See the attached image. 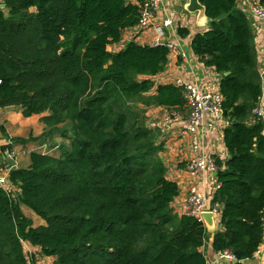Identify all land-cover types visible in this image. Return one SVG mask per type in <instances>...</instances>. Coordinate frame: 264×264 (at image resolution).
<instances>
[{"label":"trees","instance_id":"16d2710c","mask_svg":"<svg viewBox=\"0 0 264 264\" xmlns=\"http://www.w3.org/2000/svg\"><path fill=\"white\" fill-rule=\"evenodd\" d=\"M201 2L210 24L192 49L222 76L229 153L215 157L219 186L210 209H218L222 229L212 245L243 264L263 241L264 119L255 114L262 78L253 29L237 0ZM139 20L140 6L129 0L0 4V107L20 106L25 117L46 113L37 137H10L1 125L9 141L1 150L44 145L61 129L69 140L59 155L31 151L28 167L11 168L16 190L0 186V264L43 257L53 264H208L202 248L209 231L175 211L180 187L168 177L161 131L148 122L154 106L188 115L184 88L151 78L167 68L170 49L135 40L109 49ZM22 205L46 224L35 226ZM25 244L38 249L29 253Z\"/></svg>","mask_w":264,"mask_h":264},{"label":"crops","instance_id":"0c3cea01","mask_svg":"<svg viewBox=\"0 0 264 264\" xmlns=\"http://www.w3.org/2000/svg\"><path fill=\"white\" fill-rule=\"evenodd\" d=\"M3 0H0V4ZM137 4L138 0H129ZM256 0H237V7L244 11L252 26L254 33V46L257 53L258 69L262 78V95L260 105L264 110V21L253 14L252 8ZM260 1V0H258ZM189 0H161L159 7L156 10L153 23L148 29L138 30V27L127 29L124 32L121 42L109 46L111 51H119L124 48L130 40H135L140 44L152 45L157 39L158 34L156 26H162L164 42H170L176 46L174 51L169 54L167 68L162 73L151 77L157 84L175 82L176 79H184L187 81L197 82L205 89L220 91V76L214 67L206 66L200 58L193 52L192 40L198 33H203L209 28L210 20L208 17H200L199 12H189L186 5ZM166 20L171 23L166 25ZM187 28L189 34L182 36L179 33V28ZM147 76H141V78ZM151 93H155L153 90ZM46 115L39 114L30 117H25L22 114L20 106L0 107V126L3 125L6 133L10 137L40 136L45 129V125L41 121V117ZM148 122L151 127H157L161 131L160 140L165 142L166 149L163 152V157L169 168L168 177L178 182L180 194L173 202V207L179 214L187 212L189 192L192 187L202 192L207 208H210L211 199L218 188L216 175H192L189 172L190 159L193 156L191 147L190 135L184 132L185 117L175 111H169L165 107H150L147 112ZM227 121L224 118L213 129L203 132L204 153L210 157H218L221 160L229 158V153L224 140V128ZM57 133V132H56ZM54 134L53 139L56 140L57 134ZM50 140V138H47ZM9 141L3 137L0 131V168L1 171L7 167H28L30 165V153H27L29 147L34 145L42 146L40 142H31L26 145L16 144L13 146L17 151L16 160L10 159L5 151L1 150L3 145ZM57 143V142H56ZM65 143H57L54 147H59ZM45 145V144H44ZM43 145V146H44ZM68 146V143L65 144ZM53 149V148H52ZM55 150V149H54ZM33 151V150H31ZM16 190V187L13 186ZM24 213L31 217L34 225H45L46 222L41 217H36L30 208L22 205ZM36 214V215H35ZM221 215L218 212L215 214L216 225L220 224ZM215 232L209 231V239L203 246L202 250L206 254L210 264H231L225 259L220 258L218 253L213 249L212 241ZM31 250L38 249L28 245ZM27 248V249H28ZM259 252V253H258ZM253 258L244 260L243 264H264V245L261 246ZM54 258L43 257L37 264L49 262L53 263Z\"/></svg>","mask_w":264,"mask_h":264},{"label":"built area","instance_id":"2783aa9c","mask_svg":"<svg viewBox=\"0 0 264 264\" xmlns=\"http://www.w3.org/2000/svg\"><path fill=\"white\" fill-rule=\"evenodd\" d=\"M138 1V5L140 6V20L137 27L138 30H145L148 29L153 23L156 10L160 5L161 0ZM252 11L256 17L264 21V6L261 5L260 1L256 0L254 2ZM170 23V20H166V25ZM155 29L157 31L158 37L152 45L164 44L170 49V52L174 51L176 49V46L174 44L161 40L163 36L162 26H156ZM174 83L184 88V94L187 101L188 115L185 117L184 132L187 133V135H190L191 147L193 151V156L190 159L189 163V172L192 175L200 174L202 176L213 173L215 174V172H217L215 157L207 156L204 153L202 133L213 129L218 123H220L224 119V98L220 91L205 89L199 84H197V82L187 81L179 78L176 79ZM255 114L258 117L264 119V110L260 104L255 109ZM43 152L48 153L46 151ZM5 153L10 159L16 160L17 151H15L14 149L6 150ZM15 166L16 165L12 167H7V169H4V171H1L0 168V186L7 190L13 189V185L9 181V171ZM208 210L213 211L215 214L219 212L216 208L208 209L207 205L205 204V199L202 192H200L197 187H192L189 192L186 214L194 215L203 221L202 213ZM262 228L263 241L261 246L264 245V218ZM28 245L29 244H25L26 251L29 253H33L35 250H31L30 248H28ZM217 253L220 258L225 259L231 264L235 263V261L237 260L233 254L227 251ZM208 264H210L209 260Z\"/></svg>","mask_w":264,"mask_h":264},{"label":"water","instance_id":"95a60500","mask_svg":"<svg viewBox=\"0 0 264 264\" xmlns=\"http://www.w3.org/2000/svg\"><path fill=\"white\" fill-rule=\"evenodd\" d=\"M186 9L189 12H192V13L199 12L200 13V17L201 16L202 17L203 16L204 17L207 16L206 15V7L201 2V0H189V3L186 5ZM226 74H229V72H227ZM219 78L221 79L222 76H220ZM216 174H217V172H215V175ZM202 218H203V221H204L205 226L207 227L208 231L216 232L217 230H221L222 229V225H220V224L216 225L215 213L213 211H210V210L204 211L202 213ZM236 262H237V260L235 261V263Z\"/></svg>","mask_w":264,"mask_h":264},{"label":"rangeland","instance_id":"374dc122","mask_svg":"<svg viewBox=\"0 0 264 264\" xmlns=\"http://www.w3.org/2000/svg\"><path fill=\"white\" fill-rule=\"evenodd\" d=\"M69 128H70V125L64 126V129H69ZM56 134H57V137H58L56 140L53 139L52 141H47V143L44 146L43 145L39 146V144H38L37 146L34 145L32 147H29L28 150H27V153H30L31 150H33V151H41V152L46 151V152L51 153V154L59 155L61 153V149L59 147L58 148L54 147L55 144L62 143V142L67 144V143H69V140L62 135V129L57 131ZM36 217H39V216L36 215ZM41 264H51V263L45 262V263H41Z\"/></svg>","mask_w":264,"mask_h":264}]
</instances>
